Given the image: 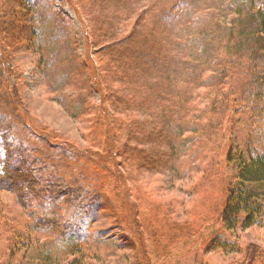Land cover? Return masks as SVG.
I'll use <instances>...</instances> for the list:
<instances>
[{
    "label": "rangeland",
    "instance_id": "1",
    "mask_svg": "<svg viewBox=\"0 0 264 264\" xmlns=\"http://www.w3.org/2000/svg\"><path fill=\"white\" fill-rule=\"evenodd\" d=\"M35 1L32 18L21 0H0L11 23L0 41L24 105L6 110L20 131L5 138L48 162L47 173L71 168V187L100 194L87 213H56L84 238L91 263L237 264L259 248L254 264H264V220L233 231L218 220L232 171L226 154L242 142L240 116L225 115L217 143L182 145L178 118L167 113L177 98L197 99L195 79L224 53L228 1ZM138 35L148 37L142 53L152 66L123 71L124 56H141L127 46ZM29 222L0 189V264H51L48 235ZM215 233L231 247L211 244Z\"/></svg>",
    "mask_w": 264,
    "mask_h": 264
},
{
    "label": "trees",
    "instance_id": "2",
    "mask_svg": "<svg viewBox=\"0 0 264 264\" xmlns=\"http://www.w3.org/2000/svg\"><path fill=\"white\" fill-rule=\"evenodd\" d=\"M21 1L23 10L29 11L34 18L36 1ZM227 1L233 16L227 25L228 39L223 55L212 58L216 61L211 69L203 71L195 79L193 86L200 91L196 95L197 99L189 96L177 98L173 105L176 107L164 112L177 116L182 145L215 144L222 137L220 127L225 115L230 113L233 118L240 116L239 121L244 128L242 142L235 149H229L226 154V162L232 167V171L225 201L218 216L223 229L233 231L238 226L248 229L259 223V220H264V0ZM5 16V12H0V35L11 29V23L5 21ZM36 32L33 31L35 34ZM140 36L142 35H138L139 38L127 46L131 52L141 56L138 59L130 55L124 56L120 63L123 71H128L127 68L131 65L140 70L152 66L151 61L143 55L148 37ZM36 41L37 39L31 48L35 47ZM6 48L5 41H0V88L4 86L6 93L0 92V189L9 192L26 212L31 229L41 230L48 235L44 242V255H51L54 251L53 257L49 259L51 264H60L56 261L62 253L67 255L63 264H92L90 249L83 241L84 238L73 232L72 227L64 223L56 213L62 210L66 216L85 211L87 213L100 194L90 197L85 194L84 188L79 191L71 187L65 181L66 177L72 175L71 168L63 170V174L52 171L47 173L46 168H52L48 162L42 158H33L22 143L14 144L5 138H9L14 129L20 131L12 122L6 123V110L24 108L16 96V85L12 82L13 72ZM151 48L153 50L154 47ZM146 52L149 51L146 49ZM203 55L209 57L207 49L203 50ZM77 104L80 106L79 102ZM162 107L165 108L164 105ZM186 133L190 135L185 136ZM108 141L106 134L105 147H110ZM117 178L121 179L119 176ZM209 242L221 250L231 247V243L217 233L211 236ZM58 244L62 247L61 253L55 248ZM260 254H263L262 249H253L237 264H254ZM141 255L147 257L144 249L141 250ZM147 264H150L149 260Z\"/></svg>",
    "mask_w": 264,
    "mask_h": 264
}]
</instances>
